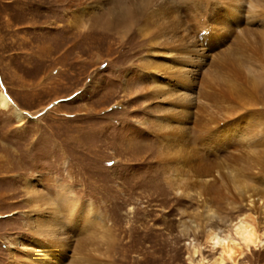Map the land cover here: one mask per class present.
I'll list each match as a JSON object with an SVG mask.
<instances>
[{"label":"rangeland","instance_id":"obj_1","mask_svg":"<svg viewBox=\"0 0 264 264\" xmlns=\"http://www.w3.org/2000/svg\"><path fill=\"white\" fill-rule=\"evenodd\" d=\"M196 1L160 0L146 35L137 17L123 39L129 15L105 9L113 0H0V90L25 113L21 121L13 106L0 107V264L47 249L33 232L43 222L67 237L45 264H211L222 250L206 242L208 229L236 243L240 218L264 231V61L237 49L259 18L240 0L221 43L216 32L200 43L230 0ZM220 63L232 64L242 85ZM210 82L233 85L235 98ZM165 131L194 147L188 166L159 155ZM29 182L44 206L70 186L104 221L82 229L63 212L56 225L49 208L34 226ZM242 250L238 264H264V248Z\"/></svg>","mask_w":264,"mask_h":264},{"label":"bare ground","instance_id":"obj_2","mask_svg":"<svg viewBox=\"0 0 264 264\" xmlns=\"http://www.w3.org/2000/svg\"><path fill=\"white\" fill-rule=\"evenodd\" d=\"M159 1L160 0H122V1L121 0H113V2H115L117 4L114 5L112 8H110L108 5H106L108 7H106L105 9H108V10L110 9L109 12H111L112 14L124 12L125 14L129 15L127 21L121 25L123 27V29L121 30L120 35L124 39V38H126V36L128 35V33L131 29V27H129V26L127 28H125L127 25V22L133 21L135 24L137 17H139L140 19H142L144 21L142 26H140V30L143 32L144 35H146L144 32L148 29V27H149L148 24L151 22V19H150L151 17H149V15H150L149 10L152 9L153 7L158 6V4L160 3ZM198 1H196V2H198ZM239 1L240 0H230L228 3H225V4L223 2H218L219 4L223 3L224 5L223 4L220 5V7L223 10V14L221 13V10H220L219 13L217 14L219 16V19H216V17H214L213 22H212V23H214L212 26H217V27L212 28V26L209 25L213 31L208 29L209 30L208 32L203 33L202 40L201 41L197 40V42L201 43L202 41H204V42L207 41V36L210 34L213 35L216 32L217 34L215 37V42L218 44L221 43L220 41L223 38V35H222L223 33L221 31L228 32L226 28H228L229 22L232 20V17L234 16V14L238 13L239 7L241 8V6H240L241 4L237 3ZM92 2L94 4H96V2H98V4H97L98 6H100L99 4H101V6L105 7V5L102 4V0H92ZM118 3H120L121 5ZM208 3H209V1H208ZM248 4H249V6H251L250 7L251 9L249 7H248V9H250L251 11L254 12V14L251 12L253 15V18H259V24L257 22H255L259 26H257L255 29L256 33H250V31L248 29L246 30V32H247L246 36L250 39V41H248L246 43H240L238 45L237 49L240 51L250 52L253 55H257L258 60L260 62V61H264V10H263L264 0H249ZM248 4H247V6H248ZM248 9H247V13L250 12V10H248ZM218 10H219V6H218ZM109 12H107V13H109ZM170 13L172 15V12H170ZM251 13H248V14H251ZM161 14H162V12L160 11V12H157L154 16L159 17V15H161ZM142 16H145V17H142ZM114 17L115 16L113 15V18ZM247 18H248V15H247ZM172 19H173V17H172ZM174 21L176 22V20H174ZM198 22H199V20H198ZM238 23H239V21L236 23L235 28L238 27ZM225 26H226V28H225ZM156 30H157V28L155 29V31ZM225 34L226 33L224 32V35ZM186 37L189 39V35H187ZM164 43L170 45L168 40L164 41ZM175 47H176V45H173V49L171 50V52L174 53L175 55H178V52L175 50L180 51L181 49H174ZM189 52H192V51L189 48V46H187L186 47V55H189ZM189 58H190V62H191L193 60L194 56H187V57L185 56L184 60L186 61ZM200 59H202V57H200ZM223 61L227 62V60H225V59ZM151 64H152V61L146 59V61H144V63H143V66H145L146 68L152 67ZM219 65H220L221 69L223 71H225L226 76L229 77L228 80H231L232 83H233V81H234V83L241 81V78L239 77L241 73L239 74L238 72H234V70L232 68V64L227 63L225 66H223V63H220ZM262 66H263V64H262ZM146 68H142V70H144V72L147 74ZM215 72L220 73V71L216 68H215ZM187 73L190 74L191 72H187ZM175 74L181 75L184 73L182 70H178L175 72ZM202 75H204V73H202ZM156 77H158V75L155 74V77H153V78H156ZM239 84L242 85L241 82ZM162 85H163L162 80L160 81V84L157 81V85H156L155 89L153 90V93L154 94L160 93L162 90ZM201 85L203 87L206 85V81L203 78L201 79ZM209 86L212 88V90L214 91L215 94H217L221 97H224V98L233 97V99L235 98L234 95L236 93V91H235L236 88L233 85H230V84L222 85V84H216V83L210 82ZM12 106L14 108L15 115L21 121H23L25 119L24 111H22L18 106H16V104H14L13 100L10 98V96L5 91L0 90V107L11 108ZM158 123H160V122L158 121ZM156 126L157 125H155V127ZM168 134H170L172 136L171 140H169L166 137V135H168ZM161 136L164 138V141H162L161 150L159 152V155L160 156L164 155L166 157V160H165L166 163L169 164V163H172L169 161L178 160V162L181 161L183 163V166L185 167V165L188 166L189 160L198 156V154L192 149L194 147L190 148V146L184 145L186 142L184 144H181L179 142V140L177 139V134L174 131H171V132L165 131L164 133H162ZM176 139H177V141H176ZM197 158H199V157H197ZM199 160H200V158H199ZM201 162L198 161V163H201ZM185 163H187V164H185ZM194 163H192V165H195ZM181 166H182V164H181ZM181 166H179V168ZM203 166L204 165L201 166L202 169H199V168L198 169L203 170ZM195 167H197V165ZM198 167H200V166H198ZM176 168H177V166H176ZM175 172L177 173V171H175ZM183 173H184V170H183ZM181 174H182V172H181ZM181 181H182V179H181ZM177 183H179V185H180L181 182H177ZM203 183L205 186H206V184L209 185V183H211L207 189H209L210 186L211 187L214 186V182L212 183V180L209 181V178H204ZM176 184H175V186H176ZM180 187H181V185H180ZM27 188H28V192H30L29 198H30L31 202L33 203V209L31 210V215L29 216V218L32 219L33 225L36 222H38L40 220V218H42L43 216L45 217L44 212L46 209H49V208L51 210L49 212V214L51 215L53 220H55V222L58 221V218H61L63 216L62 213L65 212L67 224H69V225L71 223L79 224V225H81L80 227L82 229L89 228V227L91 228L92 226L96 225L97 223L99 224L101 221H104L103 218L100 215H98L99 213L96 215L92 213V208H91V206L93 205L92 202L88 201L86 204H84L82 202V200L77 195H75L73 193V191L71 190V187L68 185H64L61 187L60 191L57 194L58 195V197H57L58 201H56V202L54 201L51 204H49L48 206H44L43 202L39 203L38 198H39L40 194L35 191L33 183L29 182ZM182 188L183 187H181V189ZM178 189L179 188H176L177 193L180 192ZM181 194H182V192H181ZM262 199L264 202V195H263V198H261V200ZM252 201H257V198L252 199L251 202ZM257 202H259V201H257ZM59 221L61 222V220H59ZM41 223H42V220H41ZM58 224H60V223L58 222L56 225H58ZM233 231L238 236V239L240 241L239 243L234 242V239H232L231 236L228 234H224L222 236V235H220V233L217 230H214V229H208L207 230L206 242L209 243L213 248L221 247V250H222V254L218 258H215L211 264H224L226 260H232L234 262V264H238V262H237L238 255L240 253H243L242 252L243 248L251 249L252 246L264 248V231L261 233L258 232L257 229L255 228V226L253 225V223L250 221H247L246 218H240L238 222L236 221V223L233 224ZM33 232L35 234L37 242H39V244L42 247L44 245H46L43 248H46L48 246L47 249H44V250L42 249L39 252L38 256L35 258V260L31 259L30 257H26L24 260L15 259L12 257V260L9 264H45V262L48 260V258H50V255H52V245L54 246L58 243H60V245H62L61 242L64 243L65 239L67 238V237L65 238V236H63L65 234L64 232H60L59 234L54 232V233H51V235H50L49 231L46 227V224L44 222L42 224H38V227L36 229H34ZM15 243H16V245H13V246L18 248V249L23 250L26 247V245L20 239L15 240ZM239 244H242V246L240 247Z\"/></svg>","mask_w":264,"mask_h":264}]
</instances>
